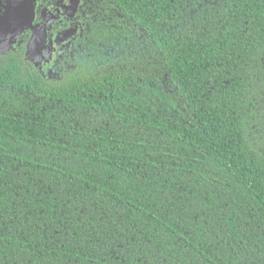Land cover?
I'll return each instance as SVG.
<instances>
[{
	"label": "trees",
	"instance_id": "1",
	"mask_svg": "<svg viewBox=\"0 0 264 264\" xmlns=\"http://www.w3.org/2000/svg\"><path fill=\"white\" fill-rule=\"evenodd\" d=\"M0 53V264H264V0H89L48 73Z\"/></svg>",
	"mask_w": 264,
	"mask_h": 264
},
{
	"label": "flooded vegetation",
	"instance_id": "2",
	"mask_svg": "<svg viewBox=\"0 0 264 264\" xmlns=\"http://www.w3.org/2000/svg\"><path fill=\"white\" fill-rule=\"evenodd\" d=\"M89 0H32L33 17L7 51L25 40L24 55L29 62L48 73L54 60L68 51L80 34ZM9 10V0H0V18ZM4 53V52H3Z\"/></svg>",
	"mask_w": 264,
	"mask_h": 264
},
{
	"label": "water",
	"instance_id": "3",
	"mask_svg": "<svg viewBox=\"0 0 264 264\" xmlns=\"http://www.w3.org/2000/svg\"><path fill=\"white\" fill-rule=\"evenodd\" d=\"M33 17L32 0H9V10L0 18V53L7 51L15 43L16 37L28 27Z\"/></svg>",
	"mask_w": 264,
	"mask_h": 264
},
{
	"label": "rangeland",
	"instance_id": "4",
	"mask_svg": "<svg viewBox=\"0 0 264 264\" xmlns=\"http://www.w3.org/2000/svg\"><path fill=\"white\" fill-rule=\"evenodd\" d=\"M6 36H7L6 33L4 34V32L0 31V37L4 38Z\"/></svg>",
	"mask_w": 264,
	"mask_h": 264
}]
</instances>
